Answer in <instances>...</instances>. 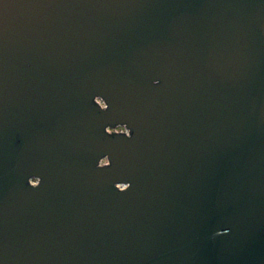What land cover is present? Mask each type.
Here are the masks:
<instances>
[{
    "label": "water",
    "instance_id": "obj_1",
    "mask_svg": "<svg viewBox=\"0 0 264 264\" xmlns=\"http://www.w3.org/2000/svg\"><path fill=\"white\" fill-rule=\"evenodd\" d=\"M0 264H264V0H0Z\"/></svg>",
    "mask_w": 264,
    "mask_h": 264
},
{
    "label": "clouds",
    "instance_id": "obj_2",
    "mask_svg": "<svg viewBox=\"0 0 264 264\" xmlns=\"http://www.w3.org/2000/svg\"><path fill=\"white\" fill-rule=\"evenodd\" d=\"M153 83H154V84H158L159 81H153ZM94 103L99 105V107H98L99 110H104V108H105V104H107L106 102H105L104 104H101L99 101H94ZM123 125H124V127H116V126H115V128H116V132H118V133H124V132H125V129H127V130H128V135H127V136H124V137L130 139V138H131V130L127 127L126 124H123ZM108 127H111V126H108ZM98 162H99L100 164H108V163H109L108 160H103V159H98ZM34 177H35V176H30V177H28V179H27V185H28L29 187L33 188V189L37 188V187L40 185V184L37 185V184L35 183V179H34ZM120 183H121L122 186L126 187L127 190L130 188V183H128V182H120ZM114 189L117 191L116 188H114ZM123 192H125V191H123ZM123 192H120V193H123ZM227 232H228V229H224V230H222L221 232H218V233H216V234H217V235H225V234H227Z\"/></svg>",
    "mask_w": 264,
    "mask_h": 264
},
{
    "label": "built area",
    "instance_id": "obj_3",
    "mask_svg": "<svg viewBox=\"0 0 264 264\" xmlns=\"http://www.w3.org/2000/svg\"><path fill=\"white\" fill-rule=\"evenodd\" d=\"M101 104H103L102 103V101L101 100H99V99H97ZM114 131H116V128L115 129H113ZM112 131V130H111ZM127 130L125 129V132H126ZM103 160H106L105 158H103Z\"/></svg>",
    "mask_w": 264,
    "mask_h": 264
}]
</instances>
